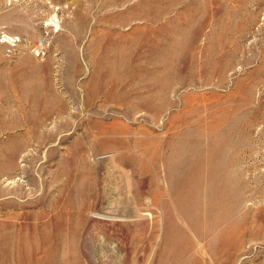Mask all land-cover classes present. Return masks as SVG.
I'll list each match as a JSON object with an SVG mask.
<instances>
[{
  "label": "rangeland",
  "instance_id": "374dc122",
  "mask_svg": "<svg viewBox=\"0 0 264 264\" xmlns=\"http://www.w3.org/2000/svg\"><path fill=\"white\" fill-rule=\"evenodd\" d=\"M0 264H264V0H0Z\"/></svg>",
  "mask_w": 264,
  "mask_h": 264
}]
</instances>
